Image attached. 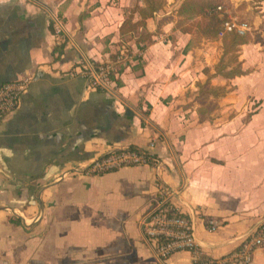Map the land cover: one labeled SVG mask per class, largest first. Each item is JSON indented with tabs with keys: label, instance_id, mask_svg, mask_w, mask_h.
I'll list each match as a JSON object with an SVG mask.
<instances>
[{
	"label": "crops",
	"instance_id": "1",
	"mask_svg": "<svg viewBox=\"0 0 264 264\" xmlns=\"http://www.w3.org/2000/svg\"><path fill=\"white\" fill-rule=\"evenodd\" d=\"M61 4L0 0V86L30 79L20 105L0 117V264H195L189 250L160 258L147 236L161 184L175 191L203 254L232 251L264 221V133L252 147L248 130L257 119L199 112L187 92L200 75L184 70L190 37L184 66L170 40L154 42L142 63L128 59L121 84L94 86L75 67L76 43L55 31ZM131 146L160 165L77 172ZM207 218L220 228L210 231ZM251 264H264V251Z\"/></svg>",
	"mask_w": 264,
	"mask_h": 264
},
{
	"label": "rangeland",
	"instance_id": "2",
	"mask_svg": "<svg viewBox=\"0 0 264 264\" xmlns=\"http://www.w3.org/2000/svg\"><path fill=\"white\" fill-rule=\"evenodd\" d=\"M51 1L53 5L62 3L54 21L65 26L68 34L61 27H58L59 32L55 31L62 39L70 37L76 43L75 67L86 61L92 62L97 69L107 67L111 81L119 78L121 65L126 66L130 57L140 54L136 41L147 46L170 40L168 50L178 55L181 67L184 66L183 44L190 37L185 52L189 63L184 70L190 69L191 74L200 76L204 73L207 78L199 76L195 80L198 87L187 92L189 98H195L199 112L206 119H257L248 129L251 146L262 142L258 137L264 133V0H217L221 17L227 16L236 24H249L250 30L245 34L237 32L243 36V44L232 42L231 32L222 35L223 25L214 33V27L209 26L203 17L190 12L180 14L184 0H152L162 2V8L147 26H135L140 20L137 6L149 10L146 0ZM70 7L72 11L66 15L65 11ZM169 20L175 23L173 30L170 29L173 23L165 24ZM178 23L191 32L183 33L176 27ZM238 71L242 73L235 75ZM218 73L232 77H222L220 82L218 78L213 79ZM86 78L94 86L105 89L95 84L94 77Z\"/></svg>",
	"mask_w": 264,
	"mask_h": 264
},
{
	"label": "built area",
	"instance_id": "3",
	"mask_svg": "<svg viewBox=\"0 0 264 264\" xmlns=\"http://www.w3.org/2000/svg\"><path fill=\"white\" fill-rule=\"evenodd\" d=\"M56 27L57 32L60 31L58 27L64 28L58 22H56ZM249 30L250 26L247 22L236 24L229 20L223 24L221 34L236 31L243 35ZM98 68L92 62L86 61L81 65L79 73L83 77H94L95 84H100L105 88L110 87L114 81L109 79V69L102 66ZM29 84L30 79L24 77L0 86V117L7 115L20 105L21 97ZM151 146H154V142ZM139 164L157 167L160 165V159L148 151L124 147L96 157L83 171L77 172L97 174L125 165ZM174 196L175 191L170 186L161 184L144 222L147 236L155 242L156 253L160 258L166 259L179 250H189L195 256V264H251L254 252L258 249L264 251V221H262L250 235L226 255L215 258L203 254L195 242L193 222L177 207ZM206 225L210 231H215L220 228L221 223L217 219L207 218Z\"/></svg>",
	"mask_w": 264,
	"mask_h": 264
},
{
	"label": "trees",
	"instance_id": "4",
	"mask_svg": "<svg viewBox=\"0 0 264 264\" xmlns=\"http://www.w3.org/2000/svg\"><path fill=\"white\" fill-rule=\"evenodd\" d=\"M217 0H184L183 3L181 4V7L179 9V13H187L190 12L193 15L203 17L204 19L207 20V24L209 26L214 27V33H217L220 26L223 25L226 21L228 20L227 16L221 17V11L219 6L220 4H217ZM146 4L148 5L149 10H146V8L140 7L139 5L137 6L139 9V14H140V20L135 23V26H147V19L154 17V14L162 8V2L160 1H152V0H146ZM176 27L180 29L183 33H189V28L182 26L181 24H177ZM123 28V25L121 29ZM191 32V31H190ZM233 34L232 36V42H236L238 44H243L245 43L243 36L239 35L236 31L231 32ZM151 35H154L153 33ZM136 44L139 48L140 54L135 55L134 60H137L139 63L142 62L143 59V53L146 51L148 45H143L141 41H136ZM188 47V45H187ZM187 47L185 48V51L187 50ZM125 66H122L119 68L118 73L121 74L124 71ZM241 71L235 72V75H238ZM242 73V72H241ZM223 75L226 78H230L232 76L230 75H225L223 73H218ZM115 78V76H113ZM117 84H121V80L119 78H115ZM204 90V88H203ZM134 148L133 146H131ZM173 214V212L171 213ZM186 215V214H184ZM187 216V215H186ZM204 257V256H202Z\"/></svg>",
	"mask_w": 264,
	"mask_h": 264
}]
</instances>
